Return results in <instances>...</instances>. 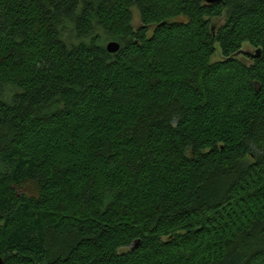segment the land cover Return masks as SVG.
I'll use <instances>...</instances> for the list:
<instances>
[{
    "label": "trees",
    "instance_id": "1",
    "mask_svg": "<svg viewBox=\"0 0 264 264\" xmlns=\"http://www.w3.org/2000/svg\"><path fill=\"white\" fill-rule=\"evenodd\" d=\"M0 257L264 264V0H0Z\"/></svg>",
    "mask_w": 264,
    "mask_h": 264
},
{
    "label": "rangeland",
    "instance_id": "2",
    "mask_svg": "<svg viewBox=\"0 0 264 264\" xmlns=\"http://www.w3.org/2000/svg\"><path fill=\"white\" fill-rule=\"evenodd\" d=\"M135 12H137V14L135 15V19H134V25L135 27H138L141 25V19L139 17V12L136 9ZM218 24H221L223 21L221 19H216L215 20ZM256 53V49L254 47H252L251 45H249L248 43H245L241 53H239L237 55L238 58L243 59L244 61H246L248 64H251L253 62V57H251V55H254ZM222 59V55L220 50H218L217 54L212 58L213 61H217V60H221Z\"/></svg>",
    "mask_w": 264,
    "mask_h": 264
},
{
    "label": "water",
    "instance_id": "3",
    "mask_svg": "<svg viewBox=\"0 0 264 264\" xmlns=\"http://www.w3.org/2000/svg\"><path fill=\"white\" fill-rule=\"evenodd\" d=\"M205 1L207 3H215V2H219L221 0H205ZM107 49L109 52L115 53L120 49V44L116 41H111L110 43H108ZM0 264H4V260L2 257H0Z\"/></svg>",
    "mask_w": 264,
    "mask_h": 264
}]
</instances>
